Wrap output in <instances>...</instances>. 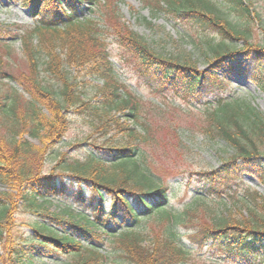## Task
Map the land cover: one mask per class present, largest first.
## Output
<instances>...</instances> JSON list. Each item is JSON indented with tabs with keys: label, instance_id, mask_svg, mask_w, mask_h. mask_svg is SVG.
Segmentation results:
<instances>
[{
	"label": "trees",
	"instance_id": "obj_1",
	"mask_svg": "<svg viewBox=\"0 0 264 264\" xmlns=\"http://www.w3.org/2000/svg\"><path fill=\"white\" fill-rule=\"evenodd\" d=\"M21 1L30 7L31 15L39 21L33 30L37 33L38 42L33 43V38L26 32L20 34L28 68L13 70L0 55V78L18 82L32 97L26 116L16 104L8 105L6 99L0 96V113L11 112L16 122H21L19 127L22 130L17 136L29 127L34 133L48 130L51 139L56 137L67 123L62 107L68 104L102 119L115 109H127L131 115L138 114L140 103L136 97L128 92L120 93L124 85L106 42V34L109 33L122 49V61L131 64L138 77L153 92L172 94L184 101H189L193 95L200 99L209 96L213 99L209 100L211 108L206 111L201 128L209 138L224 141L232 153L218 168L197 172L201 190L207 195L222 196L225 188H230L231 182L243 173L264 175V113L248 98H225L215 94V89L229 82L217 74L219 69L229 67L241 71L248 65H251L250 69L257 70L251 77L264 91V46L249 43L248 31L223 17L215 2L145 0L155 12L168 13L198 31L221 37L220 43L210 46L215 62L209 69L203 70L189 54L175 55L156 50L121 21L113 0H104L103 4L100 0ZM83 1L106 9L103 15L108 21L103 27L98 19L88 16L79 18L75 6ZM227 1L243 19L248 22L253 19L254 11L248 0ZM61 2H67L70 9L65 19L58 14L57 5ZM94 11L91 8L90 15ZM11 29L10 26L0 25V40L5 33L17 34ZM227 40L243 41L244 48L233 50L227 45ZM40 52L46 56L43 71L61 84L60 92L65 104L56 99L54 91L45 84L41 75ZM239 53H243L244 58ZM72 68L102 80L97 89L102 96L101 104H93L84 98L85 85L72 74ZM40 106L46 107L53 118L45 115ZM108 124L103 120L98 128L107 134ZM149 135L147 128L143 135L130 129L129 139H124V142L110 140L94 145L93 151L84 160L60 161L48 173L41 172L39 168L44 150L17 137L8 140L0 136V180L18 182L23 186L20 196L24 208L43 218L30 224V238L14 243L7 239L6 253L0 259L4 258L6 264H34L36 248L28 246L37 242L57 255H79L77 264H103L107 257L99 252V246L104 240L96 239L89 245L80 237L89 235V239H93L96 230L102 228L105 231L112 220L128 217L135 223L133 226L121 222L115 233L105 231V234L108 238L119 240L120 255L129 264H184L190 250L180 241L179 228L183 227L193 228L189 236L199 247L210 246L226 257L260 256V262L264 264V198L257 193L251 194L250 216L243 220L230 221L213 215V212L202 216L201 204H188L183 211L169 212L170 187L154 177L149 156L140 146L141 140ZM204 196L201 194L196 198L203 199ZM54 197L73 200L83 212H74L70 207L48 211L47 204ZM14 211L11 197L0 192L1 240L7 231L5 229L10 231L6 224L12 221ZM144 220L146 222L137 230ZM158 222L159 230L152 237H146L142 228Z\"/></svg>",
	"mask_w": 264,
	"mask_h": 264
},
{
	"label": "rangeland",
	"instance_id": "obj_2",
	"mask_svg": "<svg viewBox=\"0 0 264 264\" xmlns=\"http://www.w3.org/2000/svg\"><path fill=\"white\" fill-rule=\"evenodd\" d=\"M100 1L102 4L104 3V0ZM113 1L116 3L121 21L159 52L175 55L189 54L197 66L203 70L209 69L215 62V56L210 46L221 42V37L217 34L203 33L186 25L181 20L172 18L168 13L155 12L151 6L146 4L145 0ZM212 1L219 7V13L223 17L248 31L249 43L264 46V0H248L254 11L253 19L249 22L238 15L227 0ZM166 3L170 2L167 0ZM91 8L95 11L90 15ZM57 9L59 10L58 14L64 19L70 13L67 2L59 3ZM75 10L80 19L86 16L98 19L102 27L105 21H108L107 16L103 15L106 9L93 7L87 1L77 4ZM38 23L39 21L31 15L30 7L24 5L21 0H0V25L10 26L11 30L17 32V34L5 33L0 40V55L3 56L7 66H11V69L18 71L28 68L20 34L26 32L33 38V43L38 42L37 33L33 31ZM106 42L109 45L118 77L124 85L120 93L133 94L140 103L137 115H131L127 109H115L108 115H104L102 119L91 113H83L77 107L68 104L62 107L63 115L67 120L64 130L62 129L63 133L60 138H57L58 134L62 132L61 130L56 137L51 139L48 130L34 133L29 127H25L21 132L22 135L17 136L22 130L19 127L21 122H16L11 112L10 114L2 112L0 113V136L8 140L17 137L16 139L20 141H26L38 149L44 150L45 154L39 168L41 172L48 173L60 161L84 160L93 151L94 145L107 143L110 140L124 142V139H129L127 135L130 129L143 135L147 128L150 135L143 138V141L141 140L140 146L143 152L149 156L148 161L151 164L154 177L170 187L167 205L169 212H179L189 205L201 204L200 214L202 216H208L213 212V215L223 216L230 221L249 217L251 194L257 193L258 196L264 198V175L262 173H243L240 178L231 182L230 188H225L222 196L207 195L201 190L202 184L197 181V172L218 168L223 160L232 153L224 141L209 138L201 128L206 111L211 108L209 100L213 99L210 96L200 99L197 95H193L189 101H184L172 94L160 95L153 92L152 88L138 77L131 64L122 61V49L113 35L106 34ZM226 43L233 50L242 49L245 44L240 40H227ZM239 54L244 58L243 53ZM39 58L42 63L41 75L45 79V84L54 91L55 98L65 104L60 92L61 84L43 71V63L46 60L43 52H40ZM245 61L243 62L245 63ZM250 66H245L241 71L229 67L219 69L217 74L229 82L215 89V94L225 98H248L264 113V91L251 77L257 70L250 69ZM70 70L73 75L77 76L78 81H83L85 85L84 98L93 104H101L102 96L100 92H97V89L102 85V80L87 76L84 71L78 72L73 68ZM0 96L6 99L8 105L16 104L17 109L28 116L29 102L32 101V97L24 91L18 82L0 78ZM41 108L45 115L53 118V114L46 107ZM103 120L107 124L109 123L107 134L98 128ZM123 128H128V130H123ZM67 178L65 177V179ZM22 187L18 182L0 180V192L11 197L15 206L12 221L6 224V228L9 227L10 231L5 229L7 231L3 240L0 239V256L2 257L6 253L7 239L14 243L30 238V224L37 219H43L24 208L20 196ZM201 194L205 195L203 199L196 198ZM5 201L10 202L7 198ZM68 207L74 212H83V209L71 199L64 200L54 197L47 204V209L51 212ZM121 222H125L127 226L135 224L128 217L119 218L112 220L106 226L105 231L115 233L121 227ZM144 222L146 221H142L141 225L137 226V230H140ZM158 227L159 222L146 224L142 229H144L146 237L150 238L159 230ZM105 231L102 228L96 230L93 233V239H89V235L80 238L89 245L95 243L96 239L104 240L103 245L99 246V252L107 257L103 264H129L120 255L122 249L119 240L106 237ZM179 232L181 233V244L190 250L189 258L184 264H249L252 261H257L254 264H262L260 256L258 258L240 255L226 257L225 255L221 256L217 249L210 246L199 247L189 236L193 232V228H179ZM147 243L145 242V244ZM29 245L27 246L36 248L34 254L37 257L34 264H77L76 261L80 259L77 254L57 255L50 248L39 245L37 242ZM0 264H6L4 258L0 259Z\"/></svg>",
	"mask_w": 264,
	"mask_h": 264
}]
</instances>
